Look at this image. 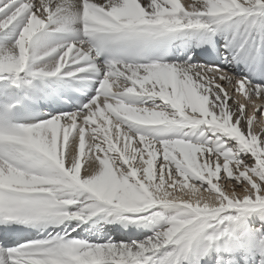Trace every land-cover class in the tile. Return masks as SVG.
<instances>
[{"label":"snow or ice","instance_id":"6c2138e0","mask_svg":"<svg viewBox=\"0 0 264 264\" xmlns=\"http://www.w3.org/2000/svg\"><path fill=\"white\" fill-rule=\"evenodd\" d=\"M0 84V264H264V0H0Z\"/></svg>","mask_w":264,"mask_h":264},{"label":"bare ground","instance_id":"6f19581e","mask_svg":"<svg viewBox=\"0 0 264 264\" xmlns=\"http://www.w3.org/2000/svg\"><path fill=\"white\" fill-rule=\"evenodd\" d=\"M182 2H183V0H182ZM217 36H218L219 39L222 40V38H221V36L219 34ZM216 41H219V40L216 39ZM8 42H10V38H9ZM195 54H196V51L194 49V52H193V60L194 61L197 60V57L195 56ZM198 62H201V61L199 60ZM221 66H224V65H221ZM232 70L234 72H238L241 75L247 74V69H246L244 64H236L235 66L232 67ZM84 82H86V84L88 86H90L88 81H81L79 79H71V80H69V84L71 86H80ZM197 134H198V132H197ZM261 213H264V210H257L256 212H253L251 215L247 216L245 219L247 220V222L250 225L259 226V223L262 220ZM104 229L105 230L111 229L113 232H116V230H119L120 232H127V233H130V234H133L132 236L151 235L152 234V230H151L150 227H145V226L137 227L136 225H131L130 224L127 227V229H125L122 223L104 224ZM51 231H52V228L48 227V232H51ZM77 231H79V229ZM73 235H75V233H73ZM36 238H38V237L37 236L32 237V239H36ZM0 242L3 243V240H0ZM7 246H12V244H8ZM239 260H240V264H243V258L240 257ZM185 264H188V262L186 261ZM200 264H208V262L207 261H201Z\"/></svg>","mask_w":264,"mask_h":264},{"label":"rangeland","instance_id":"374dc122","mask_svg":"<svg viewBox=\"0 0 264 264\" xmlns=\"http://www.w3.org/2000/svg\"><path fill=\"white\" fill-rule=\"evenodd\" d=\"M145 235H137V236H132L133 239H144ZM115 238V237H114Z\"/></svg>","mask_w":264,"mask_h":264}]
</instances>
